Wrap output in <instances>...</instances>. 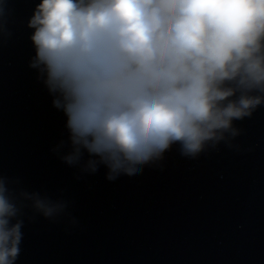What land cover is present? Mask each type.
Here are the masks:
<instances>
[{
	"label": "clouds",
	"instance_id": "1",
	"mask_svg": "<svg viewBox=\"0 0 264 264\" xmlns=\"http://www.w3.org/2000/svg\"><path fill=\"white\" fill-rule=\"evenodd\" d=\"M27 26L29 67L67 118L52 151L81 174L235 147L234 121L264 105V0H39ZM69 208L0 169V264L20 255L26 209L75 225Z\"/></svg>",
	"mask_w": 264,
	"mask_h": 264
}]
</instances>
